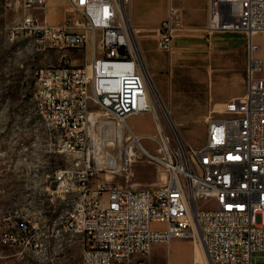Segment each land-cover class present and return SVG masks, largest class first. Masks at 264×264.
Returning <instances> with one entry per match:
<instances>
[{
  "label": "built area",
  "instance_id": "obj_1",
  "mask_svg": "<svg viewBox=\"0 0 264 264\" xmlns=\"http://www.w3.org/2000/svg\"><path fill=\"white\" fill-rule=\"evenodd\" d=\"M62 25L41 21L34 10L47 0H18L25 13L10 29L9 39L31 37L37 43L65 51L88 50L101 31V51L93 44L91 60L74 65L68 54L57 66L35 72L32 94L36 113L44 114L59 132L55 151L68 159L53 174L52 194L72 202L60 219L62 229L83 239L82 264H147L153 244L174 238L204 243L211 264H262L264 260V59L254 35L264 32V0H211L205 31L238 32L248 38L246 91L233 97L207 122L206 139L195 146L177 134L174 143L163 129L129 140L123 151L127 165L142 153L162 168V183L135 188L99 178L98 171L117 172V161L103 169L96 159H123L102 154V139L94 132L99 105L118 125L132 116L151 112L153 91L143 70L135 39L123 10L127 0H68ZM178 12L168 1L159 26L158 46L174 48ZM258 46V47H257ZM216 122L225 123L219 137H211ZM228 132L244 139L236 157L221 149ZM156 144L154 151L142 141ZM125 168V167H124ZM126 170V169H125ZM204 201L206 204H200ZM0 243L39 254L47 241V216L30 203L8 209L0 217ZM0 264H7L0 261ZM199 264V263H195Z\"/></svg>",
  "mask_w": 264,
  "mask_h": 264
},
{
  "label": "rangeland",
  "instance_id": "obj_2",
  "mask_svg": "<svg viewBox=\"0 0 264 264\" xmlns=\"http://www.w3.org/2000/svg\"><path fill=\"white\" fill-rule=\"evenodd\" d=\"M168 1L127 0L126 16L133 38L152 71L156 112L130 117L127 121L130 130L126 126L116 129L120 125L114 118L91 103L93 116L97 118L94 132L103 142L102 154L123 155V159H113L120 166L117 172L103 169L110 159H96L97 168L103 169L98 171L102 180L135 188L160 185L162 168L142 153L139 152L126 168L123 151L131 132L142 136L156 134L160 128L171 136L173 143L178 134L199 146L206 139L209 117L231 98L242 96L246 91L248 38L238 32L205 31L211 0H173L179 22L174 48L166 51L158 46L157 27L167 15ZM24 13L18 0H0V217L12 207L30 203L36 213L43 210L47 216L50 237L47 252L43 254L0 243V261L82 264V236L62 229L60 223L72 202L55 197L51 191L55 170L68 159L55 151L60 132L36 113L32 94L38 68L59 65L64 54H68L74 65L85 64L91 60L93 44L98 53L101 51L102 33L97 31L88 50L65 51L24 36L11 41L10 29ZM64 13L66 18L81 19L79 14ZM254 42L261 47L256 56L264 59V32L257 34ZM142 143L152 151L156 148L151 140L145 139ZM200 204L206 203L201 201ZM151 251L147 264H195L196 251L201 252L204 264H211L200 241L174 238L170 243H154ZM137 258L133 259V264ZM261 263L264 264V260Z\"/></svg>",
  "mask_w": 264,
  "mask_h": 264
},
{
  "label": "bare ground",
  "instance_id": "obj_3",
  "mask_svg": "<svg viewBox=\"0 0 264 264\" xmlns=\"http://www.w3.org/2000/svg\"><path fill=\"white\" fill-rule=\"evenodd\" d=\"M126 13L127 12L125 10H123L125 22H126V24L131 29V25H130L129 20H128L127 16H126ZM132 33H133V31H132ZM258 33H262V32H258ZM258 33H256V34H258ZM135 49L137 50V52L140 55V58H141V61H142V64H143V70L145 72L146 77L149 79L150 86L151 85L153 86V84L151 82V77L149 76V74L147 72V69H146V65H145V61H144L143 55L141 53V50H140L139 45L137 44V41L136 40H135ZM153 94L155 95L154 91H153ZM151 102H152V110H153V112H156L155 106H154V103H153V97H151ZM163 110H164V112L167 115V110L166 109H163ZM39 115L46 122H50L48 120V118L46 117V115H44V114H39ZM125 126L128 127L127 123L124 124V125H122L123 128ZM128 129H129V127H128ZM224 131H225V123L224 122H216V123L213 124V127L211 128V137H219L221 133H224ZM129 138H130L129 140H134L135 142H139L140 141V137L139 136H136L133 132H131V136ZM243 148H244V139L241 136H235V132H228L227 138H221V149H223L224 151H226V155L229 156V157H236V156H238L239 153H241L243 151ZM132 161H133V159H131V162ZM109 163H111V164L114 163V160L113 159L112 160H109ZM117 169H120V166L117 165ZM37 213H42V211H38ZM200 243H203V241L200 242ZM47 249H48L47 241H39V254L46 253L47 252ZM204 249H205V247H204ZM200 253H201L200 251H199V253L196 251V254H195L196 262L195 263L204 264L205 261L203 260L204 263L202 262V260H201V254ZM202 257L204 259H206L205 258V255L202 256ZM208 260H209V258H208Z\"/></svg>",
  "mask_w": 264,
  "mask_h": 264
},
{
  "label": "crops",
  "instance_id": "obj_4",
  "mask_svg": "<svg viewBox=\"0 0 264 264\" xmlns=\"http://www.w3.org/2000/svg\"><path fill=\"white\" fill-rule=\"evenodd\" d=\"M62 8L64 9V12L68 13V10L70 9L68 0H47L46 7L44 9H39L42 11H35V12L33 11V12L41 21L47 22L48 24H51V25H57L58 26V25L64 24V22L67 19L66 14L63 12ZM128 20H129V18H128ZM258 34H260V33H258ZM256 35H254V37ZM141 53H142L144 61H145L147 72H148L149 76L151 77V72H152L151 68H150V66L147 62V59L144 56L143 52H141ZM154 85H155V83H154ZM155 87L157 88L156 85H155ZM160 105H161L162 109H166V107L164 106L163 102H161V100H160ZM128 126H130V125L128 124ZM117 128H123V127L120 125V126H117L116 129ZM138 136L141 137V135H138ZM35 213H36V211H35ZM194 263H195V261H194Z\"/></svg>",
  "mask_w": 264,
  "mask_h": 264
}]
</instances>
